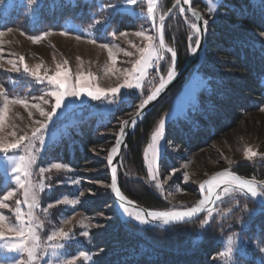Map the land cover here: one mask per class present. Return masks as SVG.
Wrapping results in <instances>:
<instances>
[{"label":"trees","instance_id":"1","mask_svg":"<svg viewBox=\"0 0 264 264\" xmlns=\"http://www.w3.org/2000/svg\"><path fill=\"white\" fill-rule=\"evenodd\" d=\"M119 1L40 0L29 16L23 6H12L7 15L0 18V27H15L29 35H40L48 30L73 32V26L90 27L102 21L103 28L97 30L94 39L104 43L112 33L138 30L144 24L145 20L138 15L104 7ZM191 2L208 21L205 47L195 67L204 74L208 88L199 94L189 115L170 122L167 139L181 149L198 151L223 131L234 128L242 112L256 111L264 105V39L261 38L264 0H219L216 19H210L206 13L205 0ZM157 4V10L165 16L176 0H157ZM188 21L194 22L192 16L176 8L164 25L165 43L176 51L178 68L185 64L191 53L190 44H194V40L189 39L192 30ZM166 57L170 55L166 53ZM167 66L163 64L162 73ZM212 67L230 74L219 75ZM192 73L145 116L123 150L120 188L128 198L145 208L169 209L168 202L148 184L144 153L156 124L170 111L175 96ZM157 86L158 82L152 89ZM152 89L144 95L128 94L115 110L83 114L66 121L64 130L42 155L43 160L49 157L74 169L97 168L98 177L93 172L86 175L90 179L96 177L93 181L106 183V186L91 188L92 193L76 206L78 211L94 219L108 211L111 217L101 216L98 223L104 226L91 230L90 243L82 244V249L92 255L91 264H221L219 253L233 234L244 243L237 257L239 264H264V251L260 250L264 248V206L240 193L218 201L210 218L206 212L195 220L165 229L145 228L122 222L118 217L110 190L107 157L124 116L134 113ZM253 94L259 98L255 99ZM99 155L105 158L100 159ZM165 161L162 165L166 167ZM231 170L264 182V155L236 161ZM10 187L11 182L0 171V199ZM205 219L209 222L201 227ZM254 244L258 249H252Z\"/></svg>","mask_w":264,"mask_h":264},{"label":"rangeland","instance_id":"2","mask_svg":"<svg viewBox=\"0 0 264 264\" xmlns=\"http://www.w3.org/2000/svg\"><path fill=\"white\" fill-rule=\"evenodd\" d=\"M39 1L37 0L35 4L29 5L28 0H2V3H0V18L6 16L12 6H23L27 10L26 15L29 16L34 12V8ZM205 2L208 7L211 3L216 9L212 13L206 10L210 19L219 17V0H205ZM120 3L121 1L114 4ZM137 5L139 6L137 7ZM137 5L119 10L142 17L145 21L141 28L121 32L126 33V36H121L120 33H116L115 36L111 34L104 43H100L94 39L97 35V30L103 28L104 22H94L90 27L73 26V32L67 30H48L43 32H47L48 35L36 42L31 38L41 36V34L29 35L19 28L0 27V32L4 33L3 36H0V85L3 86L10 98L18 97L24 99L29 105L28 108H25L22 104L9 105V119L6 121L4 131L0 132V136L5 137L7 141H11L14 139L10 135L12 131H15L17 136L25 133L30 135L32 128L38 126L35 124V121L44 119V117L40 116L39 111L31 107V105L39 104L46 111L51 110V105L55 101L54 97L47 95L52 90V86L48 83L46 76L53 74L58 64L62 66V69L69 70V78L72 81L75 80L77 73L82 74L85 78H87L89 72L92 73L93 78L88 81L91 87L99 86L100 88L108 89L123 83L124 70H131L135 60L139 59L140 53L138 49L147 44V41L143 40L142 37L136 36L135 33L143 31L148 35L156 36L159 16L164 14L160 9L157 10L156 8V21L154 23L145 15L147 11V0H142ZM191 23L193 21H188L189 26ZM62 33L67 34L64 35ZM261 38L264 39V35ZM189 39L192 41L196 37L191 33ZM93 41L95 42L93 43ZM105 44L112 50L111 57L109 56V49L102 47ZM193 45L190 44V47ZM167 46L173 48L172 46ZM128 52L133 53V55H126ZM166 53L163 59L157 60L153 66L146 70V75L142 81V89L122 88L115 98L109 95L107 99L93 100L87 95H82L75 100H66V105L71 103L72 108L70 110L66 107L59 109L58 113L48 123V127L43 132L44 143L41 145L38 141L34 142L36 161L32 169V181L34 183L43 182L44 184L43 191L39 192L40 206L34 209L36 216L43 222V226L38 229L41 241L47 244V236L53 230L61 227L65 231H70V239L60 241L64 247L58 251V256L53 257L49 253V255L41 257L39 264H56L57 259L78 256L81 251L91 255L86 250H83L82 246L90 243L91 230L104 226L98 223L101 216L111 218L109 211L100 214L99 217H96L98 219H94V217L76 209V206L83 198L92 193L91 188H94L96 185L106 186L105 182L93 181L100 174V170L87 166L81 169H74L68 165L54 162L49 157H45L43 160L42 155L47 146L64 130L66 121L78 118L83 114L97 111L104 113L115 110L122 99L128 94L136 93L144 95L157 82L159 85L161 77L167 78V71L171 64V54L168 53L170 57L165 58ZM20 56L24 57V62L28 64L29 68H35L37 65H41V79H37L23 72V65L19 61ZM9 61H15L21 70L15 71ZM65 61H67V64L64 63ZM164 63L168 66L167 70L162 73L161 68ZM108 68H111L112 71H107L106 69ZM211 69L219 75L230 74L227 71L215 67ZM207 88V79L196 68L184 84L181 92L175 96L170 111L163 118L165 120L164 135L159 144V157L153 165L157 169L155 180L149 174L148 161L151 159V153H149L148 160H146L144 153L145 165L148 172V184L168 202V211H183L194 206L199 200V184L219 170L231 169L236 161L246 160L244 157V148L246 146H251L254 151L259 153L258 156L264 155V105L256 111L242 112V117L234 128L223 131L209 145L198 151L181 149L178 144L167 139V127L170 122L189 115L197 104L199 94ZM253 95L255 99L259 98L256 94ZM42 96L48 99V104L43 103L40 99ZM29 111L32 112L31 117L28 115ZM130 115L129 113L126 114L124 121ZM149 143H151V140ZM23 152L24 148L22 146L21 148L11 150L8 155H21ZM98 158L102 159L105 157L99 155ZM163 160H166V167L162 165ZM91 161H94V159ZM57 163L62 165L59 170L52 167V165ZM41 168L48 169V171L41 175ZM0 171L4 173L5 179L11 182V187L7 192H14V195L5 201L9 207L0 208V213L5 215L9 223L14 224L16 223V202H21L19 206L25 213L28 211V207L24 203L23 190L16 184L11 166L7 159H5L4 153H0ZM91 172L96 174L94 179H90L86 175ZM185 173L189 176L187 181L184 180ZM157 182L162 187L158 188ZM80 193H83V195L81 196ZM3 197L0 200H3ZM65 200H76L77 203H64ZM49 205H52V207L49 208ZM45 208H48L47 212L43 211ZM65 221L69 222L65 223ZM84 231L89 233L87 237L81 235ZM234 238L236 243L233 245V253L230 257L220 256L221 264H239L237 257L241 253L240 246L244 243L240 241L239 237L234 236ZM256 246L254 244L252 249H258ZM226 249L227 239L223 251H226ZM13 258L20 259L21 254L0 250V264H10V260ZM92 262L93 259L91 261L80 259L77 261V264H91Z\"/></svg>","mask_w":264,"mask_h":264},{"label":"snow or ice","instance_id":"3","mask_svg":"<svg viewBox=\"0 0 264 264\" xmlns=\"http://www.w3.org/2000/svg\"><path fill=\"white\" fill-rule=\"evenodd\" d=\"M37 0H28L29 5H33ZM142 0H121L120 4H107L104 7L117 10V9H127L141 3ZM2 3V0H0ZM189 4L190 0H176V6L181 4ZM158 7L157 0H147V11L145 15L149 17L154 23L156 21V8ZM208 12L212 13L216 9L211 3L208 7ZM171 11V9H169ZM185 9L180 7V12L183 13ZM193 17L197 20L201 19V14L195 9H191ZM164 15L159 16V25L157 26V35H148L143 31H138L135 33L136 36L142 37L143 40L147 41V44L138 49L140 56L136 59L132 65L131 70H124L123 83L117 84L115 87L103 89L99 86L91 87L88 83L90 79L93 78L92 73H88L87 78L82 74L77 73L75 80L72 81L69 78V70L62 69L61 65L56 66V71L47 75L46 79L48 83L52 86V90L47 93L49 97H54V103L51 105V110L46 111L39 104H33L31 107L37 109L43 120L35 121L37 127L32 128L31 134L25 133L23 135L17 136L15 131H12L10 135L14 137L13 140L7 141L5 137L0 136V153L5 154V159L9 162L11 166V171L16 184L23 190L24 203L28 207V211L25 213L20 208V201H17V207L15 209L16 223H9L7 218L3 213H0V250H6L8 252H17L21 254L20 259H11L10 264H39L42 256H47L49 253L53 257L58 256V251L64 247L60 241H65L70 239V231H65L62 227L53 230L47 236V244L42 243L41 236L38 231L40 227L43 226V222L40 221L39 217L36 216L34 209L38 208L39 205V192L43 191V182L34 183L32 181V169L36 161V155L34 152V142L38 141L41 145L44 143L43 132L48 127V123L53 119V117L58 113V110L66 107L67 109L72 108V104L68 103L66 105V100H75L82 95H87L93 100L107 99L109 95L115 98L121 91L122 88L129 89H142V81L146 75V70L153 66L157 60L163 59L164 53L171 54V64L167 71V78H160L159 85L155 87L150 94L147 95L146 99H143L139 104L136 113L133 115L131 121L125 120L122 122L123 125L129 123L135 124L136 118L142 115L143 110L146 106L154 101L161 90L164 89L166 84L171 81L175 76V60L177 53L176 51L168 47L164 39ZM101 23L102 21H96ZM208 24L207 20H203V27L195 22L190 24L193 35L196 37L194 40V46L190 47V50L195 53L200 46L201 40L199 36L201 32L206 28ZM10 31V30H9ZM66 35L67 33H62ZM4 33L0 32V36ZM48 33H43L41 36L32 37L31 39L36 42L47 36ZM113 36L116 33H112ZM121 36H126V33H120ZM264 35V33H261ZM79 38V37H78ZM95 41H93L94 43ZM104 48L109 49V56H112V50L107 44L102 45ZM121 51H123L121 49ZM128 56H132L133 53H126ZM20 63L23 65V72L25 74H30L37 79H41L40 68L41 65H37L35 68H29L28 64L24 62V57H19ZM13 65L15 71H20V67L17 66L15 61H9ZM67 64V61L64 62ZM107 71H112L111 68L106 69ZM0 132H3L6 127V121L9 119L10 104H22L25 108H28V102L24 99L18 97L10 98L8 93L5 91L2 85H0ZM44 104H48V99L43 96L40 97ZM28 115L31 117L32 112L29 111ZM11 127V125H9ZM165 130V120L163 118L159 119L156 124L154 131L151 134V143L148 144L147 149H145V158L148 160L149 153H151V159L149 162V174L152 178L156 179L157 169L153 166L159 157V144L160 140L163 138ZM125 129L122 126L120 132L117 136L115 145L111 148L109 155L107 157L109 165L113 162V154L119 152L121 145V137L124 135ZM23 146L24 152L21 155L9 156L8 153L11 150L21 148ZM259 153L254 151L251 146H246L244 148V157L251 160L252 158L258 156ZM231 163V161H229ZM55 169H61L62 165L57 163L52 165ZM48 169L41 168L40 174L43 175ZM189 176L187 173L184 174V180L187 181ZM207 185V188L205 186ZM111 189L115 192L116 196L119 198L121 207L123 211L131 218H134L141 224H147L155 220H160L164 224H169L173 221L183 220L185 217H192L198 212H201L206 204L214 203L215 200H221L222 197L230 195L231 193H243L245 195H250L251 197H264V182H257L254 179H246L237 174L230 172L229 170H223L215 173L211 179L205 180L201 183L200 187L202 191H205L207 195H204L202 199L198 200L194 206L188 208L184 211H156L138 208L134 205V202L130 201L125 197L120 187L118 186V176L117 168L113 166L111 168ZM157 187H162L159 182H157ZM219 190V191H218ZM14 195L13 191L7 192L0 200V208H8L9 205L5 202L9 200ZM82 196L83 193H80ZM59 203V201H58ZM64 203H77L76 200H65ZM264 204V200H261ZM49 208L52 205L48 206ZM44 212L48 211V208L43 209ZM212 211H208V217L212 216ZM230 211V209H229ZM69 221H65L68 223ZM209 220L205 219L201 223V227L208 224ZM82 236L87 237L89 233L84 231L81 233ZM235 234L227 238V249L219 253L222 257H230L233 253V245L236 243ZM264 251V248L261 249ZM102 251V250H101ZM83 259L84 261H91L92 256L86 252H79L78 256H72L66 259H57L56 264H77V261Z\"/></svg>","mask_w":264,"mask_h":264},{"label":"water","instance_id":"4","mask_svg":"<svg viewBox=\"0 0 264 264\" xmlns=\"http://www.w3.org/2000/svg\"><path fill=\"white\" fill-rule=\"evenodd\" d=\"M180 7H183L185 9L186 12H188L192 17V11L191 9H195L196 11H198L200 14H201V19L200 20H197L195 17L194 20L197 24L201 25L203 27V20H204V17H203V14L202 12L194 7L192 5V2L190 0V3L189 4H181L180 6H176V4L173 6V8L171 9V11H169L164 17V25L166 23V20L170 17V15L173 14V12L176 10V8H180ZM184 11V12H185ZM183 12V13H184ZM181 13V12H180ZM159 25V22L157 24V26ZM199 39L201 40V43H200V46L198 47L197 51L195 53H193L191 51L190 53V56L189 58L187 59V61L185 62V64L183 66H181L180 68L177 67V56H176V60H175V76L171 79V81H169L166 86L164 87L163 90H161L160 94L158 95V97L154 100V101H151L147 106L146 108L143 110L142 112V115L137 117L136 118V123L135 124H132V123H129L127 125H123L122 126L124 127L125 129V132H124V135L120 138L121 139V145H120V148H119V152L117 154H113V162L111 165H109V162H108V168H109V176H110V185H111V168L113 166H115L117 168V176H118V186L120 187L119 185V169H120V165H121V159H122V154H123V150L128 146V142H129V139L132 135V133L134 132L135 128L137 127V125L145 118V116L150 113L175 87H177L186 77H188V75L194 70V68L196 67L200 57H201V54L204 50V47H205V42H206V28H204V30L201 32L200 36H199ZM165 54V53H164ZM164 58V57H163ZM137 111V110H136ZM136 111L134 113H132L129 117H127L125 120H128V121H131V119L133 118V115L136 113ZM121 126V127H122ZM120 132V130H119ZM119 134V133H118ZM118 136V135H117ZM117 139V137H116ZM116 143V140L115 142L113 143V145L111 146V148L115 145ZM110 148V150H111ZM109 150V152H110ZM109 155V154H108ZM223 170H226V169H222V170H219V171H223ZM229 170L230 172L234 173V174H237L243 178H246V179H252V178H248V177H245V176H242L240 174H238L237 172H234L233 170L231 169H227ZM217 171V172H219ZM216 172V173H217ZM215 174V173H214ZM213 174V175H214ZM209 176L208 178H206L205 180H208V179H211V177L213 176ZM205 180H203L202 182H204ZM255 180V179H254ZM257 181V180H256ZM201 182V183H202ZM257 182H260V181H257ZM201 183L199 184L198 186V190H199V200L203 198L204 195H207V193L205 191H202L200 185ZM205 188H207V185L205 186ZM121 189V188H120ZM110 190H111V194H112V197L114 199V203H115V209H116V213L118 215V217L120 218V220L122 222H132L134 224H137L139 226H142V227H145V228H161V229H165V228H168V227H171V226H175V225H178V224H182V223H187L189 221H192V220H195L197 219L198 217H200L202 214L206 213L207 211L213 209L216 204L218 203V201L220 200H215L214 203H210V204H206L203 208V210L201 212H198L197 214H195L194 216L192 217H185L183 220H179V221H173L169 224H164L162 223V221L160 220H155V221H152L150 223H147V224H141L139 223L138 221H136L134 218H131L129 217L124 211H123V208L121 207V203L119 201V198L116 196L115 192L111 189L110 187ZM219 191V190H218ZM122 192V190H121ZM235 193V192H234ZM122 194L127 197L123 192ZM232 194V193H231ZM230 194V195H231ZM248 198H250L251 200H253L254 202L264 206V204L261 203V200H264V197H251L250 195H245L243 193H240ZM229 196V195H227ZM227 196H224L222 197L225 198ZM128 200L134 202V205L138 208H141V209H144L146 211H149V210H156V209H149V208H145L143 206H140L139 204H137L135 201H133L132 199L128 198ZM156 211H161V210H156ZM184 211V210H183Z\"/></svg>","mask_w":264,"mask_h":264}]
</instances>
